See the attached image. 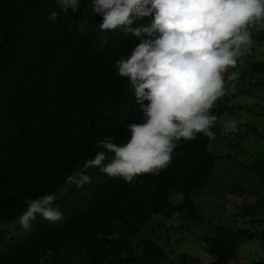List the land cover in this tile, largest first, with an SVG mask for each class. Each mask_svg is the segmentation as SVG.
Wrapping results in <instances>:
<instances>
[{
	"label": "trees",
	"instance_id": "trees-1",
	"mask_svg": "<svg viewBox=\"0 0 264 264\" xmlns=\"http://www.w3.org/2000/svg\"><path fill=\"white\" fill-rule=\"evenodd\" d=\"M60 8L57 0H0V224L15 222L26 199L57 192L84 170L87 160L104 151L97 142L113 136L124 143L127 125L143 119L130 83L114 67L140 40L122 30H100L92 0H81L77 13L69 9L56 23L49 21L50 11ZM147 23L148 18L136 21ZM258 41L264 43V30ZM251 57V74L264 76V59ZM223 76L224 95L210 110L217 117L214 138L198 133L181 140L165 170L131 182L101 170L91 174L83 189L55 201L63 214L59 222L37 216L31 230L0 227V264L162 262L165 247L152 236L159 218L202 219L194 197L210 188L221 157L212 141L222 137L223 115L240 106L229 102L232 82L227 72ZM247 167L258 174L254 184L235 185L231 192L242 198L241 215L252 225H218L215 237L207 239L213 255L207 264H233L247 241L257 239L264 248V228L254 225L264 224V160ZM174 195L181 200L174 202Z\"/></svg>",
	"mask_w": 264,
	"mask_h": 264
},
{
	"label": "clouds",
	"instance_id": "clouds-1",
	"mask_svg": "<svg viewBox=\"0 0 264 264\" xmlns=\"http://www.w3.org/2000/svg\"><path fill=\"white\" fill-rule=\"evenodd\" d=\"M57 2L60 11L47 16L52 23L61 12L80 10L81 0ZM92 11L102 18L100 30H122L140 40L114 67L130 83L143 119L127 125L126 142L116 143L113 136L97 142L104 151L96 152L84 168L131 182L165 170L181 140H194L198 133L214 138L211 128L217 117L210 110L224 95L223 73L252 47L250 27H264V0H92ZM145 18L147 24H136ZM79 28L83 31L84 25ZM236 130L235 122L225 126L226 132ZM106 153L114 154L108 163ZM82 171L67 181L76 187L90 183ZM57 193L26 199V210L13 224L31 230L37 216L61 221Z\"/></svg>",
	"mask_w": 264,
	"mask_h": 264
},
{
	"label": "rangeland",
	"instance_id": "rangeland-1",
	"mask_svg": "<svg viewBox=\"0 0 264 264\" xmlns=\"http://www.w3.org/2000/svg\"><path fill=\"white\" fill-rule=\"evenodd\" d=\"M263 30L264 27L259 24L250 27L252 47L238 58L235 67H229L225 71L232 82L227 88L229 102L240 106L233 113L223 115L220 121L222 137L212 141V149L221 157L216 162L210 188L194 197L201 206L202 219L194 220L187 216L183 218L181 215L171 219L159 218L160 224L156 226L152 236L160 237V243L167 253L159 264H192L188 260L191 258L199 264H207L213 260V255L207 250V239L215 237L218 225L228 224L241 228L252 225L249 217L241 215L239 204L242 198L235 196L231 190L235 185L251 188L258 174L247 165L257 158L264 160V76L250 72L252 54L264 59V43L258 41V35ZM229 122H235V132L225 131ZM112 158L113 156L108 157L104 163L110 162ZM99 170L93 167L82 172H86L91 178V174L98 173ZM86 184L76 187L67 181L57 191V199L83 189ZM253 190H259V186ZM180 200L181 195H174V202ZM248 201L255 202V198L250 197ZM18 221L19 218L15 222ZM254 225L256 229L264 228V224L255 222ZM15 226L13 223L0 224V227H7L9 230L15 229ZM239 252L240 256L233 264H253L264 260V248L257 239L243 243Z\"/></svg>",
	"mask_w": 264,
	"mask_h": 264
}]
</instances>
